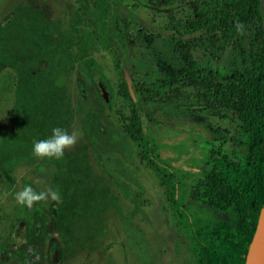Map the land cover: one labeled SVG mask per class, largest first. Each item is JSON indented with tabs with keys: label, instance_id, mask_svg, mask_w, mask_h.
<instances>
[{
	"label": "rangeland",
	"instance_id": "rangeland-1",
	"mask_svg": "<svg viewBox=\"0 0 264 264\" xmlns=\"http://www.w3.org/2000/svg\"><path fill=\"white\" fill-rule=\"evenodd\" d=\"M222 1L235 0H122L144 27L122 17L112 45L107 47L99 38V16L92 0H0V23L16 7H25L44 23L38 38L41 54L35 47L31 50L38 58L52 60L53 76L63 90L62 101L71 115L67 131L78 136L77 144L65 149L64 155L84 146L81 114H99L104 130L110 132L115 149L108 159L98 162L88 148L85 159L93 174L117 198L120 209L119 214L110 212L105 216L102 233L87 249L61 253L54 247L58 238L50 216L56 201L49 199L28 208L14 199V193L26 186L37 192L54 190L55 158L13 164L5 170L0 165V264H195L189 238L179 227L174 201L192 215L201 216L209 209L202 201L191 199L195 190L203 188L201 178L186 170L194 159L207 168L209 154L234 160L243 155L244 147L235 139L236 126L231 119L213 108L198 109L190 98L191 89L181 88L184 100L173 101L186 108L181 117L184 127H178L176 119L173 124L163 123L153 111L144 116L143 124L155 143L153 158L145 159L136 137L132 139L124 133L131 122L132 108L120 91V65L124 64L131 81H152L160 61L174 70L184 66L176 54V43L191 40L194 44L190 54L197 69L226 76L247 68L251 54L258 51L252 24L245 26L244 35L237 34L234 27L207 42L204 35H191L184 27L185 20ZM139 32L150 35L152 41L142 42L137 37ZM89 60L97 67L103 83L99 75L89 79L82 71ZM32 65V76L41 77L37 76V58ZM13 67L0 60V141L9 136L10 144L20 135V91L26 89L24 73ZM40 74L45 77V73ZM201 127L225 134L226 140L204 143L197 138L187 139L186 133ZM6 158L0 156V164L7 165ZM27 215L39 217L41 240L35 249L26 252L22 262H17L8 251L23 242Z\"/></svg>",
	"mask_w": 264,
	"mask_h": 264
},
{
	"label": "trees",
	"instance_id": "trees-1",
	"mask_svg": "<svg viewBox=\"0 0 264 264\" xmlns=\"http://www.w3.org/2000/svg\"><path fill=\"white\" fill-rule=\"evenodd\" d=\"M261 3L264 5V0L222 1L184 22L189 34L204 35V42L234 28L237 19L245 26L252 24L258 51L251 54L248 67L242 71L218 76L199 70L190 54L194 41L178 40L175 51L184 64L182 68L174 70L169 64L158 62L154 80L131 81L133 99L124 81L120 87L123 98L130 102L132 108L129 120L133 123L124 128V133L132 139L136 137L143 146L142 156L147 160L153 158L155 143L143 124V118L153 111L163 123L173 124V119H176L175 124L184 127L181 117L186 108L173 101L176 98L184 100L181 88L191 89L190 95L193 96L190 98L198 109L208 111L213 108L236 126L235 139L245 150L242 156L233 160L209 154L207 168L194 159L186 170L201 178L203 189L195 190L191 199L206 204L209 213L192 215L181 203L174 201L179 227L189 238L195 264H243L264 200V35L261 29L264 9ZM92 4L99 16V38L107 47L112 45L122 17L144 27L126 9L122 0H92ZM27 14L23 8L16 7L0 24V60L16 68L27 57L25 50L21 49L27 29L37 28V21ZM139 33L137 37L142 42L152 41L150 35ZM95 40L93 38V43ZM10 41L20 49L8 50ZM42 64L41 72L45 77L43 75L40 84L33 89L25 86L26 89L20 91L28 98L25 104L20 102L17 122L20 135L11 144L7 139L9 136L0 141L1 158L7 157L11 161H7V165L0 164L4 170L16 163L39 161L41 158L33 154V143L49 138L54 127L67 130L70 125L71 115L62 101L63 90L53 76L52 60L42 59ZM82 71L89 79L99 75L103 83L92 61L84 62ZM30 77L27 74L26 78ZM79 123L84 146L76 153L53 160L55 173L52 184L61 199L52 205L50 216L58 238L54 247L61 253L87 249L102 233L105 216L110 212L120 213L117 198L93 174L85 159L86 148L98 162L108 159L115 149L114 140L110 132L104 130L97 113L81 114ZM186 136L204 143L226 140L225 134L202 127L186 133ZM25 226L23 242L17 249L8 251L17 262H22L26 252L35 249L41 240L39 217L27 215Z\"/></svg>",
	"mask_w": 264,
	"mask_h": 264
},
{
	"label": "clouds",
	"instance_id": "clouds-1",
	"mask_svg": "<svg viewBox=\"0 0 264 264\" xmlns=\"http://www.w3.org/2000/svg\"><path fill=\"white\" fill-rule=\"evenodd\" d=\"M237 34H245V25L239 19L234 24ZM78 142V136L75 132L69 133L61 127H54L52 135L49 138L41 139L33 143V154L37 158H56L60 159L64 156L65 149L73 148ZM14 199L17 204L33 207L35 203L52 200L59 201L61 199L58 190L47 188L43 191H35L31 186H26L22 190L14 193Z\"/></svg>",
	"mask_w": 264,
	"mask_h": 264
},
{
	"label": "flooded vegetation",
	"instance_id": "flooded-vegetation-1",
	"mask_svg": "<svg viewBox=\"0 0 264 264\" xmlns=\"http://www.w3.org/2000/svg\"><path fill=\"white\" fill-rule=\"evenodd\" d=\"M24 10H26L25 9V7H22ZM263 9H264V5H263ZM27 11V10H26ZM27 16L28 17H30V18H33L35 21H37L36 22V25H37V28L36 29H34V28H28L27 29V33H26V35L24 36L25 38H24V41H23V47L21 48L22 50H25V52L27 53V57H26V59H25V61H23L22 62V64L19 66V67H17L16 69L17 70H20V71H22L23 73H24V82H25V86L26 87H28V89H33L34 87H36V86H38L39 84H40V81L43 79L42 78V75L40 74V71H41V69H43L44 67H43V64H42V57H40V58H38V54L40 53L41 54V52L39 51V49H40V46L38 45V43H39V41H38V38H40V34L41 33H43V26H44V23L42 22V20L41 19H39L38 17H35L34 15H31V13L30 12H28L27 11ZM12 14V12L11 13H9L8 15L10 16ZM8 15H6L5 16V18L8 16ZM4 18V19H5ZM3 19V20H4ZM3 20H2V22H3ZM264 20H262V22H263ZM1 22V23H2ZM262 22H261V24H262ZM0 23V24H1ZM36 48L37 49V52H38V54L35 56L34 54V52L31 50V48ZM7 48H8V50H10V51H13V50H16V49H20V47L18 46V45H14L13 43H11V41L8 43V45H7ZM36 58H37V62H38V72H37V76H41V77H36V78H34V76H32V75H34V72L30 69V68H32L33 69V65H32V62H35V60H36ZM39 59V60H38ZM39 61H40V63H39ZM7 66H9V67H12V68H14L13 66H11V65H9L8 63H5ZM27 74H30L31 75V77L30 78H26V76H27ZM26 75V76H25ZM21 96H23L20 100H21V105H23V104H25L26 102H27V100H28V98H27V96H26V94H21ZM24 102V103H23ZM41 160V159H40ZM39 160V161H40ZM39 161H37V162H39ZM36 162V163H37ZM16 164H21V162L20 163H16ZM15 164V165H16Z\"/></svg>",
	"mask_w": 264,
	"mask_h": 264
},
{
	"label": "water",
	"instance_id": "water-1",
	"mask_svg": "<svg viewBox=\"0 0 264 264\" xmlns=\"http://www.w3.org/2000/svg\"><path fill=\"white\" fill-rule=\"evenodd\" d=\"M261 6L263 4L261 3ZM261 29L264 35V21L261 24ZM121 70L123 74V81L126 85L127 92L131 99L134 98L131 89V80L126 71L123 63H121ZM102 97L104 101L106 100L105 94L102 91ZM243 264H264V200L259 209L253 234L251 236L250 242L246 249V254L244 257Z\"/></svg>",
	"mask_w": 264,
	"mask_h": 264
}]
</instances>
